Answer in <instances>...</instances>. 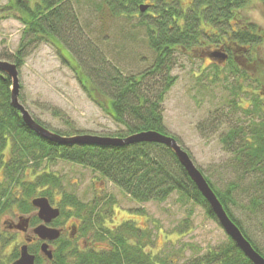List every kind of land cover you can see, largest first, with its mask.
I'll return each mask as SVG.
<instances>
[{
    "label": "trees",
    "instance_id": "1",
    "mask_svg": "<svg viewBox=\"0 0 264 264\" xmlns=\"http://www.w3.org/2000/svg\"><path fill=\"white\" fill-rule=\"evenodd\" d=\"M145 1L100 0L94 3L101 22L109 18L140 16L155 59L148 69L138 74H124L83 34L74 5L80 4V0H8L0 7V20L15 18L24 26L22 44L14 57L17 67L23 64L30 45L47 41L61 50L62 63L72 69L88 97L116 124L124 127L113 136L103 137L125 138L144 131L165 134L163 104L175 83L172 70L178 57L185 52L192 51L195 55L197 50H202L199 54L205 55L218 72L222 66L230 64L233 74L230 80L239 84H231L235 95L245 92L243 84L252 88L253 108L245 110L246 114L254 116L264 110V30L242 21L239 16L250 0H148L150 3L144 4ZM142 5L148 6L145 12L140 10ZM215 53H224L227 60L221 63ZM12 86L11 78L0 71V171L4 172L8 183L0 184V215L14 203L15 188H22L28 198L37 194L38 188H44L37 197H46L53 202L52 193L61 188L60 179L46 172L35 181L26 183L25 172L31 168L39 170L43 163L61 159L101 174L137 202H165L177 192L202 206L209 217L216 219L207 200L167 146L157 143L125 147L62 146L50 142L25 125L20 111L12 105ZM237 103L240 101L231 102V105ZM55 133L66 137L77 135ZM223 143L237 153L244 172L251 170L264 180L262 117L251 121L248 126L232 129L223 138ZM9 144L11 156L5 161L3 153ZM207 180L244 236L264 257L229 211L226 197ZM59 204L61 215L57 222L75 219L78 237L83 236L85 247L78 245V237L72 240L62 236L53 243V259L48 260L38 246H30V251L36 255L35 264H178L177 255L182 254L181 250L153 255L152 250H148V246H153L150 231L137 227L134 222L108 229L96 201L85 203L72 193L63 194ZM20 208L24 214L35 210L32 203H22ZM101 209L106 211L107 207ZM39 222L36 218L35 224ZM89 236L106 247L86 248ZM19 255V252L14 253L13 261ZM0 264H11V261L7 263L0 259ZM183 264L253 263L229 237L225 247Z\"/></svg>",
    "mask_w": 264,
    "mask_h": 264
},
{
    "label": "rangeland",
    "instance_id": "2",
    "mask_svg": "<svg viewBox=\"0 0 264 264\" xmlns=\"http://www.w3.org/2000/svg\"><path fill=\"white\" fill-rule=\"evenodd\" d=\"M80 1L74 5L83 34L110 62L126 75L138 74L153 64L155 53L149 46L140 16L109 18L101 22L94 7L100 0ZM7 2L0 0V7ZM149 3L148 0L144 2ZM239 16L242 21L264 30V0H250ZM23 31L21 21L15 18L0 20V61L17 66L14 57L21 47ZM59 51L47 41L28 47L23 64L17 67L20 103L34 119L62 134L113 136L124 130L88 97L72 69L62 63ZM197 52L195 55L192 51L181 53L172 70L175 83L163 104L165 134L177 139L205 178L226 197L229 211L264 254V180L251 170L244 172L237 153L223 143L232 129L248 126L260 117L264 119V110L254 116L246 114L245 110L253 108L251 86L243 84L245 92H237L236 96L233 87L239 84L230 80L233 76L230 64H225L218 72L205 55L199 54L202 50ZM246 92L249 93L244 95ZM236 100L240 103L231 105ZM3 154L8 161L10 144ZM46 172L60 179V190L52 193L53 204L60 205L63 194L72 193L85 203L96 201L108 229L134 222L137 227L150 231L153 246H148V250L151 249L153 255L181 250L177 263L183 264L228 243L229 237L218 220L177 192L165 202L140 203L101 174L61 159L43 163L39 170H27L24 181L33 182ZM1 183L8 185L3 171H0ZM43 190L38 188L32 198H28L22 188L13 190L14 203L0 215V259L3 261L12 264L14 253L20 254L24 245V238L10 232L5 222L18 223V218L25 215L21 204H31ZM27 216H35L36 221L34 210ZM82 240L83 236H79L77 243L85 247ZM87 240L86 248L106 247L104 243L93 241L91 236Z\"/></svg>",
    "mask_w": 264,
    "mask_h": 264
},
{
    "label": "water",
    "instance_id": "3",
    "mask_svg": "<svg viewBox=\"0 0 264 264\" xmlns=\"http://www.w3.org/2000/svg\"><path fill=\"white\" fill-rule=\"evenodd\" d=\"M148 6L142 5L140 7L141 12H145ZM214 56L221 62L227 60V55L215 53ZM0 71L7 74L13 83L12 86V105L15 109L19 110L25 125L38 136L50 142L57 143L62 146H74V145H100V146H113V147H125L135 145L139 143H157L162 144L170 148L176 155L181 166L186 170L189 178L196 185L198 190L207 200L212 212L216 216V219L222 226L225 233L230 237L239 249L245 254V256L253 264H264V257L255 250L250 241L244 236L240 227L230 217L223 203L219 199L216 192L211 187L208 180L205 178L201 170L195 165L191 156L185 151L176 138L169 135L157 132V131H144L136 133L125 138L103 137L93 135H77V136H61L51 130H48L43 125L38 123L26 107L19 101V72L15 64L0 61ZM32 205L37 209V216L43 222L34 229V234L43 243L40 247L41 254L48 258L53 259V249L51 243L61 238V230L50 227V224L57 219L61 211L58 208H54L49 199L46 197H37L32 200ZM29 226L28 218H20L17 227L26 231ZM29 239L28 242H31ZM36 255L32 254L29 250V245L25 244L20 249V256L13 264H35Z\"/></svg>",
    "mask_w": 264,
    "mask_h": 264
},
{
    "label": "flooded vegetation",
    "instance_id": "4",
    "mask_svg": "<svg viewBox=\"0 0 264 264\" xmlns=\"http://www.w3.org/2000/svg\"><path fill=\"white\" fill-rule=\"evenodd\" d=\"M50 203H51V205L54 208H58L61 211V206L60 205L53 204L54 202H51V201H50ZM34 211L36 212V218H38L37 209H35ZM22 217L29 219V226H28V228H27V230L25 232L20 230L17 227L19 222L17 223L16 221H6L5 222V226H7V229L10 232L20 234L24 238V244H28L29 247L30 246H38L40 248L43 242L40 239L37 238V236L34 234L33 231H34L35 227H37L38 225H41L43 222L38 218L40 220V222L38 224H35V221H34L35 220V218H34L35 216L30 217V216H27V214L20 216L18 218L19 221H20V218H22ZM57 219H55L50 224V227L61 230V232H62L61 237L64 236V237L70 238L72 240L77 239V237H78L77 224L73 223L72 220L69 221L68 223H58ZM29 239H32V241L28 242ZM52 243H54V242H52ZM52 243H51V246L53 245ZM82 243L85 245L84 241ZM12 264H13V262H12Z\"/></svg>",
    "mask_w": 264,
    "mask_h": 264
}]
</instances>
